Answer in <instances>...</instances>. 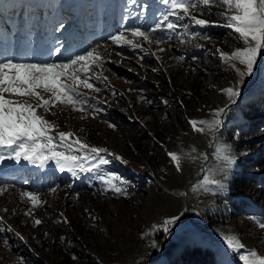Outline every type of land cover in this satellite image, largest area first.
<instances>
[{
  "label": "rangeland",
  "instance_id": "rangeland-1",
  "mask_svg": "<svg viewBox=\"0 0 264 264\" xmlns=\"http://www.w3.org/2000/svg\"><path fill=\"white\" fill-rule=\"evenodd\" d=\"M27 1L34 4L41 0ZM86 1L97 15L100 0ZM47 2L51 12L69 4L68 0ZM126 2L103 0L110 7V16L120 8L117 14L123 22L106 37L103 28L88 47L101 45L97 51L106 63L93 68L100 77L94 83L101 91H81L93 109L103 111L94 114L93 109L81 112L60 106L41 113L58 125L57 131L72 132V139L78 137L89 146L108 149L110 163L101 166L99 172H83L75 179L67 172L56 171L51 163L49 168L38 170L30 164L23 186L15 183L14 176L0 180L8 185L7 191L0 193V217L5 225V231L0 232V264H188L187 252L195 247L213 251L211 260L215 264H244L240 256L252 259V252L264 258V229L259 227L264 223V185L260 181L253 185L241 176L254 171L264 175V126L258 125V118L264 121V114H257L252 107L264 108V50L252 73L243 78L236 68L245 71L244 65L237 60H222L220 52L231 56L245 45L223 26L226 20L221 13L225 8L220 5L193 12L207 19V26L171 17L186 27L158 32L152 39H165L161 45L134 41L142 43L144 51L113 46L110 35L138 22L147 28L166 10L160 0H140L149 5V10L137 19L140 5L131 6L132 14L127 16ZM8 4L12 6L6 9H20L11 0ZM10 14L5 13L4 18ZM101 16L106 17L105 12ZM11 17L16 19V13ZM42 22L37 12L35 26ZM60 41L70 46L67 40ZM229 87L239 95L229 97L224 91ZM219 110L223 111L217 117ZM217 118L222 120L217 129L198 125L204 129L198 132L190 124L192 120ZM254 119L253 130L246 132ZM218 145L227 146L228 154L235 158L232 168L218 159ZM170 152L181 156L180 170L170 160ZM253 163L260 166L250 169ZM202 167L205 169L201 172ZM210 172L223 184L222 191L204 190L215 188L204 182ZM101 173H112L127 182L128 194L105 192L98 179ZM23 178V173L17 177ZM68 184L73 187H66ZM55 185L60 187L50 192ZM23 191L39 194L44 203L32 209L31 202L21 196ZM29 209L32 215H25ZM36 218L41 225H34ZM166 218H176L170 231H157ZM150 232L153 234L146 235ZM230 239L243 247L229 248Z\"/></svg>",
  "mask_w": 264,
  "mask_h": 264
},
{
  "label": "snow or ice",
  "instance_id": "snow-or-ice-1",
  "mask_svg": "<svg viewBox=\"0 0 264 264\" xmlns=\"http://www.w3.org/2000/svg\"><path fill=\"white\" fill-rule=\"evenodd\" d=\"M160 2L166 6V10L161 12L150 26L144 28L138 22L134 27H126L117 34L109 36L110 44L129 46L141 51H144L142 43L134 41L146 42L148 45L153 43L161 45L165 39L155 41L152 39L158 32H175L178 28L186 27L173 22L171 17H175L176 20L188 18L194 25L207 26L209 21L198 18L193 12L210 10L212 6L220 5L225 8V11L221 13L226 20L223 26L231 29L245 47L235 50L231 56L223 52L219 54L224 62L237 60L245 66V71L236 68L241 78L252 73L258 55L264 50V0H160ZM138 4L140 8L137 19L146 16L149 5L142 4L140 0H127V16L132 14L131 6ZM61 30H65L63 23L55 29V31ZM180 35L183 37V33ZM129 36L132 38L129 39ZM185 39L187 37L181 39V43L185 42ZM204 39L209 37L205 36ZM99 47L101 45L97 44L89 49L71 51L63 42L57 40L46 55L41 54L40 59L26 56L24 60H16L11 56H0V169H3L5 161L15 164L25 161L39 168H46L51 163L56 171L67 172L75 179L79 178L80 173L83 172L94 170L99 172L101 166L110 163L108 149L89 146L78 137L72 139L74 133L57 131L58 125L41 114L52 112L60 106H71L73 110L81 112H85L86 108L93 109V105L88 103V97L81 89L101 91L94 83L100 77L93 73L94 67L102 68L106 63L97 51ZM158 50L165 51L163 48ZM54 56L58 59L54 60ZM140 59L143 60L144 57L141 56ZM232 67L235 68V64ZM152 71H158V69H152ZM224 91L229 97L239 95V92L232 87ZM141 99L144 98L141 97ZM145 102L151 103L147 100ZM102 111V108L93 109L94 114ZM222 111L219 110L216 116L219 117ZM190 124L194 131L203 132L204 129L198 125L217 129L222 125V120L219 118L212 121L192 120ZM109 127L115 128V125L109 124ZM215 150L218 159L222 160L227 168L230 169L235 165L236 160L228 154L227 146L218 145ZM168 155L170 160L175 162L177 170H180L181 156L175 152H170ZM117 159L120 158L117 157ZM98 179L105 186L103 189L105 192L111 191L118 196L128 194V183L119 176L101 173ZM204 182L215 185V188L207 187L204 190H223V184L215 181L214 173L210 172ZM7 187V184L0 181V193L7 191ZM58 187L60 186H52L49 191L55 193ZM66 187L72 188L73 185L68 184ZM21 196L31 202L32 209L44 203L40 195L32 191H23ZM32 209L25 212V215H32ZM175 220L176 218H166L156 230L168 233ZM2 221L3 218L0 217V232L5 231ZM33 223L39 226L42 221L36 218ZM259 227L264 229V223H260ZM152 234L150 232L146 235ZM20 239L23 240V237L20 236ZM227 243L233 250L243 247L242 244H237L231 239ZM152 246L155 247V242ZM250 256L252 259L249 255H241L240 259L244 264H264V258L257 257L255 252L250 253Z\"/></svg>",
  "mask_w": 264,
  "mask_h": 264
},
{
  "label": "trees",
  "instance_id": "trees-1",
  "mask_svg": "<svg viewBox=\"0 0 264 264\" xmlns=\"http://www.w3.org/2000/svg\"><path fill=\"white\" fill-rule=\"evenodd\" d=\"M212 30V29H211ZM214 31H219L218 29H215ZM220 33V32H219ZM221 34V33H220ZM252 107L255 108V112L258 114L259 112H261V114H264V108L260 105V106H257L255 104H252ZM264 116V115H262ZM264 118V117H263ZM262 117L258 118L259 120V126H264V121ZM255 121H257V119H254L252 124L251 122L248 123V131L246 132H250L253 130V125H255ZM257 124V123H256ZM244 126V125H243ZM242 130L240 129H235V132H241ZM233 134V132H232ZM237 134V133H235ZM239 134V133H238ZM260 166V163H253V166L250 168V169H255L256 167H259ZM242 178L246 181H251L253 183V185H256V183L258 181L261 182V185H264V175H261V174H257L255 171L252 172L251 174H248L247 176L242 174L241 175ZM243 181V180H242ZM244 182V181H243ZM243 182L241 183V185H243ZM254 210V208H253ZM247 213V211H246ZM249 214V213H248ZM212 252L211 250L209 249H206V248H202V247H195L194 249H192L191 251L187 252V259H190V263L188 264H215L213 260H211V257H213L212 255ZM61 254L63 255V253L61 252Z\"/></svg>",
  "mask_w": 264,
  "mask_h": 264
},
{
  "label": "bare ground",
  "instance_id": "bare-ground-1",
  "mask_svg": "<svg viewBox=\"0 0 264 264\" xmlns=\"http://www.w3.org/2000/svg\"><path fill=\"white\" fill-rule=\"evenodd\" d=\"M28 165L29 164L25 161L23 162L22 165H20V164L16 165L14 162H11V161H5L3 169H0V180H10L16 173H23L24 172L25 174H27L26 172H28L30 170ZM48 168H49V166H48ZM38 169H39V167L34 166L33 170H38ZM204 169H205V167H204ZM204 169L201 168V172ZM32 175H34V174H32ZM36 177H34L33 180Z\"/></svg>",
  "mask_w": 264,
  "mask_h": 264
},
{
  "label": "water",
  "instance_id": "water-1",
  "mask_svg": "<svg viewBox=\"0 0 264 264\" xmlns=\"http://www.w3.org/2000/svg\"><path fill=\"white\" fill-rule=\"evenodd\" d=\"M203 168V167H202ZM186 193H187V191H186ZM186 218V217H185Z\"/></svg>",
  "mask_w": 264,
  "mask_h": 264
}]
</instances>
